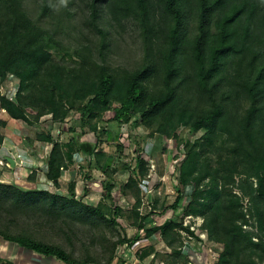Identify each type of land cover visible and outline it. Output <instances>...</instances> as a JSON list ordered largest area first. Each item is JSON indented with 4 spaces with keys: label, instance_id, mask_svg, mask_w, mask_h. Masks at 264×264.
Returning <instances> with one entry per match:
<instances>
[{
    "label": "rangeland",
    "instance_id": "obj_1",
    "mask_svg": "<svg viewBox=\"0 0 264 264\" xmlns=\"http://www.w3.org/2000/svg\"><path fill=\"white\" fill-rule=\"evenodd\" d=\"M43 1H25L31 17L50 28L60 22L63 25L58 26L60 44L49 47L55 61L41 74L34 99L45 104L46 99L59 94L68 113L65 118H55L47 110L40 114V108L27 105L23 110L32 122L28 124L12 118L0 106V119L10 121L8 130L3 129L5 138L0 146V181L100 205L116 224L63 221L39 212L11 216L4 211L0 221L10 223L13 230L25 228L59 243L77 257L99 255L104 262L111 242L123 240L111 264H221L224 246L212 238L209 227L229 212L241 214L238 225L250 238L243 246L239 264H264V199L260 192L264 127L260 129L257 122L250 124L244 119L248 99L222 80L216 88L219 100L225 96L220 102L222 113L210 128L191 130V123L211 108L208 92L195 88H182L155 119H142L139 114L119 124L114 109L127 94L126 73L144 61L145 44L133 19L116 26L104 14L101 24L109 32L105 55L116 81L110 99L83 114V106L93 96L83 94L93 91L96 82L87 75V67L81 69L86 57L90 64L100 61V35L77 22L84 19L86 23L90 11L80 0H56L53 6L49 1V17L41 19ZM69 14L74 16L73 22H69ZM193 27L190 23L189 28ZM32 83L22 85L11 72L0 76V97L16 102L19 93H29ZM161 87L151 81L149 95ZM72 137L83 143L85 150H75L73 161L54 184L46 176L49 152L53 142L67 144ZM117 143L123 145V153L117 151ZM93 147L96 154L90 155ZM139 153L146 163L145 175L132 172ZM102 165H107L106 172ZM106 181L112 184L110 194H106ZM179 189L182 198L177 208H172Z\"/></svg>",
    "mask_w": 264,
    "mask_h": 264
},
{
    "label": "trees",
    "instance_id": "obj_2",
    "mask_svg": "<svg viewBox=\"0 0 264 264\" xmlns=\"http://www.w3.org/2000/svg\"><path fill=\"white\" fill-rule=\"evenodd\" d=\"M25 1L0 0V76L4 77L11 72L21 79L22 85L33 81L32 90L26 95L19 93L16 102L1 96L0 106L12 118L21 119L28 124L32 122L23 110L27 105L40 108V114L47 110L55 118H65L68 112L64 110L61 95H52L45 100V104L41 101L37 103L34 99L41 74L55 61L49 47L60 44L61 28L58 26L63 24L60 22L54 28L40 24L27 11ZM49 1L52 6L55 5L53 3L56 0H44L39 15L41 19L49 17ZM80 2L85 3L90 11L86 23L84 19L77 22L83 23V26L87 25L89 30L100 35V61L93 60L90 64L86 57L81 69L84 71L87 67V75L93 77L96 82L93 91L83 94L84 97L93 94L83 106V114L92 112L93 107L100 102L106 103L116 81L114 70L107 63L105 55V49L109 45V32L101 24V19L107 14L110 23L116 26H122L126 20L133 19L140 28L145 44L144 61L138 68L126 73L127 94L114 109V118L119 124L129 122L132 117H139V114L142 119H155L165 111L182 88L188 91L195 88L208 92L211 108L191 123V130L210 128L222 113L220 102L225 100V96L219 100L216 88L225 80L228 86L232 85L236 94L242 95L250 102L244 119L250 124L257 122L259 128L263 129L264 0ZM73 17L68 19L69 22H73ZM190 23L194 24L192 29L189 28ZM90 48L88 47L89 50ZM82 49L84 50V47ZM85 62L88 66H85ZM153 80L155 83L159 82L162 87L150 96L149 84ZM6 126L7 122L0 119V146L5 138L3 129H6ZM116 147L119 153H123L121 143H117ZM83 148L85 150V145L78 144L75 137L67 144L53 142L47 159V178L57 184L63 170L67 169L68 162L73 161L75 150ZM88 153L95 155V148H90ZM135 161L133 174L145 175L146 163L140 153L135 157ZM106 166L101 167L105 172ZM125 167L130 168L128 164H125ZM133 180L134 177H130V181ZM105 189L106 194L111 193V181H106ZM260 192L264 199V180L261 181ZM181 198L182 191L179 189L175 201L170 206L177 208ZM2 211L11 216L39 212L47 218L63 221L73 219L116 224L114 218L108 219L107 213L100 205L89 204L74 197L68 198L49 190H24L14 184L0 181V216ZM228 213L216 218L215 222L210 224L209 231L212 238L224 246L220 251L221 264H230L232 260L239 264L243 246L250 238H247L241 225H238L241 214ZM115 214L119 215V209H115ZM0 236L38 254L56 257L66 264H111L117 245L123 242L120 239L111 242L104 262L99 255L77 257L63 245L42 239L25 228L13 230L8 222L0 221Z\"/></svg>",
    "mask_w": 264,
    "mask_h": 264
},
{
    "label": "crops",
    "instance_id": "obj_3",
    "mask_svg": "<svg viewBox=\"0 0 264 264\" xmlns=\"http://www.w3.org/2000/svg\"><path fill=\"white\" fill-rule=\"evenodd\" d=\"M10 121L7 120V130ZM7 139V137H6ZM0 264H66L53 256L34 252L16 242L5 240L0 236Z\"/></svg>",
    "mask_w": 264,
    "mask_h": 264
},
{
    "label": "water",
    "instance_id": "obj_4",
    "mask_svg": "<svg viewBox=\"0 0 264 264\" xmlns=\"http://www.w3.org/2000/svg\"><path fill=\"white\" fill-rule=\"evenodd\" d=\"M8 160H9L12 164L15 163V160H14L12 157H8Z\"/></svg>",
    "mask_w": 264,
    "mask_h": 264
}]
</instances>
